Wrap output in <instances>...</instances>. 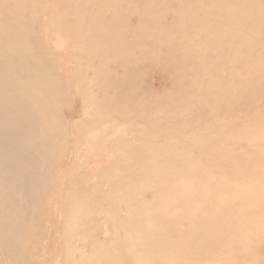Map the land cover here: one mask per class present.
<instances>
[{"label": "bare ground", "instance_id": "obj_1", "mask_svg": "<svg viewBox=\"0 0 264 264\" xmlns=\"http://www.w3.org/2000/svg\"><path fill=\"white\" fill-rule=\"evenodd\" d=\"M60 45L88 49L89 86V73H74L69 64L76 57L58 51ZM257 60H264V0H0V209L6 199L17 201L21 185L36 201L27 240L14 214V231L5 236L11 216L0 214V264H17L15 248H24L19 257L28 260L39 240H47L44 251L62 247L60 226L48 223L58 214L51 203L59 201L58 182L74 161V95L80 94L103 117L146 106L145 115L157 110L180 122L142 130L145 136L175 134L180 141L199 126L189 140L200 152L191 156L179 142L171 143L174 149L150 145V155L136 162L143 172L118 192L115 203L126 214L119 208L106 218L111 232L106 225L101 233H112L111 242L93 243L95 253L84 261L82 254L80 264H260L264 117L240 129L236 119L220 120L222 112H238L253 85L264 86L253 73L261 68ZM145 61L158 64L167 89L132 97L135 69ZM61 110L62 142L55 138ZM205 118L214 124L204 128ZM70 205L60 212L72 215Z\"/></svg>", "mask_w": 264, "mask_h": 264}, {"label": "rangeland", "instance_id": "obj_2", "mask_svg": "<svg viewBox=\"0 0 264 264\" xmlns=\"http://www.w3.org/2000/svg\"><path fill=\"white\" fill-rule=\"evenodd\" d=\"M46 19L47 21L49 20L47 17ZM64 37L67 38L66 36ZM62 41L66 42L63 38ZM64 50L68 52L70 59L73 56L76 57L74 64H69L70 69L74 68V73L76 68H82L81 71L89 73V75L86 74V78L84 79L85 86L83 84H80L78 87L75 85L74 90H76V87L82 89V86H89L90 82H92V74L89 71V67L85 68L87 67L86 60L88 59L85 55L89 56L87 54L88 49L81 48L79 45L76 48H68L66 45H60L58 47V51ZM80 54L84 56L82 55L79 58ZM256 62L261 68L254 70L253 73L264 78V73H261V69H264V60H257ZM157 65L156 62L146 63L145 61L141 70L135 69V77L133 79L136 92L132 97H136L140 93L146 94L148 91L160 94L165 92L167 89L165 80L162 71ZM59 71L62 72V69H59ZM71 71L73 72V70ZM127 75L123 78L124 82L129 78ZM75 81L76 78H74ZM80 95H74V114L76 115L74 117V161L71 164L72 167L63 172V176H61L62 178L58 182L59 191L57 197L59 201H51L53 204L56 202L58 214L55 218L50 219L48 223V226H53L56 223L60 226V233L57 236L60 237L59 242L62 247H55L44 251V243L47 240H39L40 242L38 241V246L35 249L36 252L38 251V255L33 254L26 261H23L19 257V253L24 252V248L22 250L15 248L13 251L10 250V252L11 254H15L14 259L17 264H80L81 262L79 260L82 254L85 255L83 257L84 261L88 260V257L95 253L91 247L93 243L103 240V242L105 241L109 244L112 233L106 237L101 233L103 227L106 225L111 232L109 222H107L106 218L112 214L113 210L119 208V211L121 210V207L115 203L119 196L118 192L122 188L124 181L129 179V176L135 173V171H142L136 169L138 167L136 162L138 163L141 158L150 155V149H148L150 145L164 143L167 147L174 149L175 147L172 144L179 142L182 149L189 155L195 157L200 155L197 144H193L189 140L198 133L199 126H192L189 130L187 129V132L183 134L180 141L177 140L178 138L175 134H167L161 137L156 133L149 132L145 136L142 130L145 132L147 130H161L164 127V123L176 122L175 124H179L180 122L174 118L165 117L164 114L159 113L157 110L145 115L146 106L138 108L140 112L137 114L119 113L112 116V113L111 116L103 117L98 115L94 105H89L83 101V97L85 96L91 100L88 94H84L85 96L81 95L83 97ZM95 95L98 97L103 94L98 92ZM192 98L194 99L193 95ZM241 101L236 114H225V112H222L220 115L222 118L220 120L222 119L223 122L227 123L232 121V119H236L237 126L235 125V127L240 129V127L248 126L253 120L264 117V86L253 85L247 99L241 98ZM111 102L113 103L115 101ZM143 102L148 101L141 100L139 104ZM71 105L68 104L69 107ZM77 110H80V112ZM63 111L61 110L62 113H59V117L57 118V131L55 133V138L60 142L63 141V137L66 134V117H64L65 114ZM144 116L146 118L145 121H141ZM211 120L212 118L204 119L202 122L204 128H209L210 125L214 124ZM135 129H139L141 132L134 134L133 130ZM110 143L114 144V147H106ZM240 146L244 150L246 143L243 142ZM66 156L70 157V152ZM202 157L207 158L208 155L204 154ZM64 168L65 165L61 166V170ZM26 193V188L21 185L17 192V201L13 202L11 199H6L5 203L2 204L0 209L1 216H8L10 214L11 217L8 218V221L12 223L7 226L8 231L5 230L3 232L5 236H10L14 231L13 227L17 222L12 215L14 214L19 218L20 224L26 228L23 238L27 240V217L36 208V201L33 202V198H30L32 200L29 201ZM65 205H70L74 208L72 215H66L60 212L66 208ZM121 214L125 215L126 213L123 211ZM96 234L99 235L96 237L97 240H94L92 235ZM68 248L74 249L73 255L72 253L69 254L70 250ZM35 257H39V259L36 260ZM260 264H264V258H261Z\"/></svg>", "mask_w": 264, "mask_h": 264}]
</instances>
